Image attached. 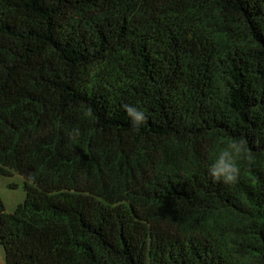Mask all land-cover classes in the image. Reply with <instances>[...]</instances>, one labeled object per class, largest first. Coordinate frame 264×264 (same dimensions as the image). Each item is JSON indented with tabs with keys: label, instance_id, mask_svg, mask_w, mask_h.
Masks as SVG:
<instances>
[{
	"label": "trees",
	"instance_id": "16d2710c",
	"mask_svg": "<svg viewBox=\"0 0 264 264\" xmlns=\"http://www.w3.org/2000/svg\"><path fill=\"white\" fill-rule=\"evenodd\" d=\"M234 138L252 160L213 182ZM14 173L6 264H264V0H0Z\"/></svg>",
	"mask_w": 264,
	"mask_h": 264
},
{
	"label": "clouds",
	"instance_id": "9594fccd",
	"mask_svg": "<svg viewBox=\"0 0 264 264\" xmlns=\"http://www.w3.org/2000/svg\"><path fill=\"white\" fill-rule=\"evenodd\" d=\"M132 129L139 131L140 127L146 122L145 113L131 105H124ZM87 115V113H86ZM69 139L75 140L80 135L78 128L69 132ZM243 160L251 162L252 153L247 146V140L244 138L231 139L223 147L214 161L208 168V175L213 182H222L225 185H233L238 182L240 177V163ZM34 179V177L32 178Z\"/></svg>",
	"mask_w": 264,
	"mask_h": 264
},
{
	"label": "rangeland",
	"instance_id": "374dc122",
	"mask_svg": "<svg viewBox=\"0 0 264 264\" xmlns=\"http://www.w3.org/2000/svg\"><path fill=\"white\" fill-rule=\"evenodd\" d=\"M0 195L6 205L7 212L13 213L26 198L24 179L15 173L9 177L0 176ZM0 250L5 253L1 246Z\"/></svg>",
	"mask_w": 264,
	"mask_h": 264
},
{
	"label": "crops",
	"instance_id": "0c3cea01",
	"mask_svg": "<svg viewBox=\"0 0 264 264\" xmlns=\"http://www.w3.org/2000/svg\"><path fill=\"white\" fill-rule=\"evenodd\" d=\"M0 264H6L5 253L0 250Z\"/></svg>",
	"mask_w": 264,
	"mask_h": 264
}]
</instances>
